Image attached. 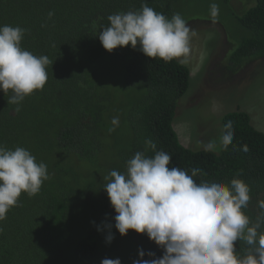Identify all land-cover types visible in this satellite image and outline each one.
I'll return each instance as SVG.
<instances>
[{"label":"trees","instance_id":"1","mask_svg":"<svg viewBox=\"0 0 264 264\" xmlns=\"http://www.w3.org/2000/svg\"><path fill=\"white\" fill-rule=\"evenodd\" d=\"M222 1L212 2L219 11L225 7L232 12V4L238 3ZM180 2L0 0V26L26 29L22 49L53 62L46 66L43 89L19 105L8 103L11 90L0 91V146L25 148L47 166L49 175L38 194L22 192L18 205L0 221V264H101L104 258L134 264L141 259L139 250L145 252L144 260L161 258L163 249L146 234H119L103 189L110 172H126L137 151L152 157L162 150L172 157L170 166L189 175L200 169L193 177L197 183L243 180L251 199L242 210L256 223L264 211L258 206L264 201V131L255 128L251 114L238 105L240 110L221 117L223 136L232 133L226 147L220 149L217 139L212 149L191 148L173 126L190 84L189 69L177 59L149 58L139 46L108 52L99 41L100 31L110 26L109 15L138 11L143 4L168 18L179 13L186 21L196 19L176 8ZM251 5L234 16L250 35L262 38L264 57V0ZM219 17L209 18L216 23ZM254 42L256 38L245 41L237 56ZM229 122L231 127H226ZM148 140L155 143L154 150ZM258 232L264 233V225ZM109 233L114 236L111 243L106 242ZM234 244L238 256L247 254L250 246L244 241Z\"/></svg>","mask_w":264,"mask_h":264},{"label":"clouds","instance_id":"2","mask_svg":"<svg viewBox=\"0 0 264 264\" xmlns=\"http://www.w3.org/2000/svg\"><path fill=\"white\" fill-rule=\"evenodd\" d=\"M212 8L217 6L213 4ZM107 19L110 26L103 28L98 38L108 52L139 46L149 58L165 62L177 59L192 75L186 64L191 30L179 13L168 18L143 4L138 11L118 12ZM200 19L197 21L201 23ZM25 32L19 26H0V91L7 94L11 90L8 103L17 105L34 90L43 89L48 79L46 66L53 64L46 55L36 56L22 49ZM226 127H231V122ZM231 138L232 133L223 136L225 147ZM146 144L156 148L151 140ZM213 147L211 142L207 145V149ZM171 161L172 157L162 150L152 157L137 151L127 161L126 172L113 170L106 177L108 183L103 189L116 213L115 229L121 236L129 230L146 234L163 249L161 258L148 260L142 259L145 252L139 250L141 259L134 264H264V233L258 232L264 225V211L252 223L242 210L251 199L249 185L235 178L230 185L197 183L193 177L200 169H192L189 175L170 166ZM47 179V166L37 163L28 150L0 146V221L18 205L22 192L30 197L38 194ZM258 206L264 210V201ZM113 239L109 233L106 242ZM240 240L250 246L243 257L237 255L234 244ZM147 255L155 257L152 252ZM101 264H121V260L104 258Z\"/></svg>","mask_w":264,"mask_h":264},{"label":"rangeland","instance_id":"3","mask_svg":"<svg viewBox=\"0 0 264 264\" xmlns=\"http://www.w3.org/2000/svg\"><path fill=\"white\" fill-rule=\"evenodd\" d=\"M212 2L223 1L181 0L176 7L188 17L196 18V21H186L191 30L190 51L196 45L199 47L195 41L198 37L203 46V55L197 65L189 66L192 71L190 84L179 100L173 119L179 139L197 149H205L217 139L216 144L221 149L224 131L221 117L229 111H248L255 128L264 131L262 38L250 35L247 27L234 16L243 14L252 6L253 0H238V3L232 4V12L225 7H221V11L213 9ZM192 4L197 9H193ZM207 8H211L208 15ZM212 15L220 16L216 23L214 20L211 23L209 17ZM198 18H201V23ZM253 38L257 42L248 43L244 53L237 56L245 41ZM238 105L240 109H237Z\"/></svg>","mask_w":264,"mask_h":264},{"label":"crops","instance_id":"4","mask_svg":"<svg viewBox=\"0 0 264 264\" xmlns=\"http://www.w3.org/2000/svg\"><path fill=\"white\" fill-rule=\"evenodd\" d=\"M195 41L199 44V47L196 45L195 48L189 52L186 64L188 66L197 65L199 58L203 55V46L201 44V38H196ZM182 59V58H181Z\"/></svg>","mask_w":264,"mask_h":264}]
</instances>
